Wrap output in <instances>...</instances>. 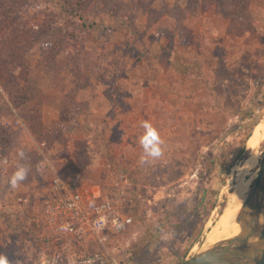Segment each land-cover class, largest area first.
<instances>
[{
	"label": "rangeland",
	"instance_id": "obj_1",
	"mask_svg": "<svg viewBox=\"0 0 264 264\" xmlns=\"http://www.w3.org/2000/svg\"><path fill=\"white\" fill-rule=\"evenodd\" d=\"M248 114L264 121V0H0V202L34 198L59 174L133 217L106 243L53 244L0 204V256L183 264L209 233L238 227L230 201L238 187L250 195L260 164L246 167L233 132ZM143 121L160 132L158 158ZM231 144L240 154L221 171ZM18 168L27 177L13 188Z\"/></svg>",
	"mask_w": 264,
	"mask_h": 264
},
{
	"label": "built area",
	"instance_id": "obj_2",
	"mask_svg": "<svg viewBox=\"0 0 264 264\" xmlns=\"http://www.w3.org/2000/svg\"><path fill=\"white\" fill-rule=\"evenodd\" d=\"M17 122L26 131L22 119ZM2 162L7 164L9 158L5 157ZM120 178L128 183L124 174ZM120 188L117 194L120 192L119 196H123L124 188ZM94 197L95 191L80 188L74 180L57 174L34 198L28 193L19 194L10 202L4 199L0 204L13 217L21 213L29 215L44 239L53 244H62L65 240L82 243L89 239L106 243L111 234L123 233L131 227L133 217L120 209L117 204L120 200L110 197L96 201Z\"/></svg>",
	"mask_w": 264,
	"mask_h": 264
},
{
	"label": "water",
	"instance_id": "obj_3",
	"mask_svg": "<svg viewBox=\"0 0 264 264\" xmlns=\"http://www.w3.org/2000/svg\"><path fill=\"white\" fill-rule=\"evenodd\" d=\"M236 222L241 226L239 234L204 246L183 264H264V155Z\"/></svg>",
	"mask_w": 264,
	"mask_h": 264
},
{
	"label": "bare ground",
	"instance_id": "obj_4",
	"mask_svg": "<svg viewBox=\"0 0 264 264\" xmlns=\"http://www.w3.org/2000/svg\"><path fill=\"white\" fill-rule=\"evenodd\" d=\"M263 140H264V121H261L257 124L254 132L249 137L248 142H247L248 147L251 150L252 154L246 160V167L247 166L251 167V166H255L256 164H259L260 154H259L258 148H259L260 143ZM244 169H245V167H244ZM245 196H246L245 188L243 186L238 187L232 196V200L230 201V206L228 208H232L233 206H237V207L240 206L239 207V209H240L241 205L245 199ZM229 211L230 210L227 209L226 214H228ZM234 224L237 225L238 227L227 230L225 232L213 231V232L209 233L208 237H207V242L205 243V245L206 246L211 245V244H214L220 240L227 239V238H230L232 236L239 234L240 230H241V226L237 222H234ZM233 231H235V232H233Z\"/></svg>",
	"mask_w": 264,
	"mask_h": 264
},
{
	"label": "clouds",
	"instance_id": "obj_5",
	"mask_svg": "<svg viewBox=\"0 0 264 264\" xmlns=\"http://www.w3.org/2000/svg\"><path fill=\"white\" fill-rule=\"evenodd\" d=\"M142 127L145 129L143 136L141 137V144L145 152L153 157L158 158L162 155V144L160 132L150 121H143ZM27 177V170L24 168H18L13 173L10 179V185L16 188L20 182L24 181ZM0 264H8L7 257L0 256Z\"/></svg>",
	"mask_w": 264,
	"mask_h": 264
},
{
	"label": "trees",
	"instance_id": "obj_6",
	"mask_svg": "<svg viewBox=\"0 0 264 264\" xmlns=\"http://www.w3.org/2000/svg\"><path fill=\"white\" fill-rule=\"evenodd\" d=\"M234 5V4H233ZM249 116H247L245 118V123L243 125H241V123H238L235 126L234 129V133H238L239 136H242V144L240 145V152H242L241 155H244L245 152L248 150V139L249 137L252 135V133L254 132V128L255 126H257V124L259 123L258 121H253V122H247L250 117L252 116V114H248ZM244 119V118H243ZM252 119V118H251ZM252 121V120H251ZM9 135L6 133L5 129H2V127L0 128V142L2 140H6L2 143H6L7 141L9 142ZM230 144V143H228ZM242 146V147H241ZM239 151H237V149H235V146L232 144L230 145V151L227 153V155H225L224 159H220L217 163L220 167V170L222 171H229L231 166L235 163V161L237 160L239 154ZM222 161V162H220Z\"/></svg>",
	"mask_w": 264,
	"mask_h": 264
}]
</instances>
